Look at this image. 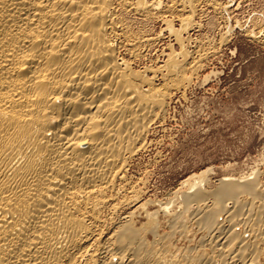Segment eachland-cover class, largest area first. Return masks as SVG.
Returning <instances> with one entry per match:
<instances>
[{
  "label": "bare ground",
  "instance_id": "1",
  "mask_svg": "<svg viewBox=\"0 0 264 264\" xmlns=\"http://www.w3.org/2000/svg\"><path fill=\"white\" fill-rule=\"evenodd\" d=\"M202 2L223 6L0 0V264H264L256 173L215 187L207 172L193 174L157 210L128 177L172 90L185 89L197 65L167 21L181 52L139 67L155 40L125 29L122 11L187 12L179 16L189 30Z\"/></svg>",
  "mask_w": 264,
  "mask_h": 264
},
{
  "label": "rangeland",
  "instance_id": "2",
  "mask_svg": "<svg viewBox=\"0 0 264 264\" xmlns=\"http://www.w3.org/2000/svg\"><path fill=\"white\" fill-rule=\"evenodd\" d=\"M219 1L220 9L200 3L189 30L179 16L187 12L168 14L162 7L167 15L161 8L145 18L122 11L125 29L155 40L143 47L139 67L164 65L168 55L181 52L167 21L189 40V65H197L188 71L186 90H172L165 115L152 125L149 145L131 161L128 177L141 198L153 202L151 210L188 190L182 184L193 174L207 172L208 187L231 175L256 173L264 182V0ZM122 52L129 56L127 48ZM161 219L167 228L168 216Z\"/></svg>",
  "mask_w": 264,
  "mask_h": 264
}]
</instances>
